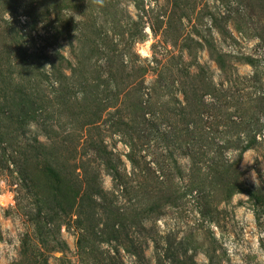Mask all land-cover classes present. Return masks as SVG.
<instances>
[{
    "label": "rangeland",
    "instance_id": "rangeland-1",
    "mask_svg": "<svg viewBox=\"0 0 264 264\" xmlns=\"http://www.w3.org/2000/svg\"><path fill=\"white\" fill-rule=\"evenodd\" d=\"M260 35L264 0H0V264H264Z\"/></svg>",
    "mask_w": 264,
    "mask_h": 264
},
{
    "label": "trees",
    "instance_id": "trees-1",
    "mask_svg": "<svg viewBox=\"0 0 264 264\" xmlns=\"http://www.w3.org/2000/svg\"><path fill=\"white\" fill-rule=\"evenodd\" d=\"M260 40H262V42H264V36H263V35H260ZM216 61H217L218 65H219L220 67H223L224 63H223V61H222V59H221L220 56H218V57L216 58ZM250 61L252 62V60H250Z\"/></svg>",
    "mask_w": 264,
    "mask_h": 264
}]
</instances>
